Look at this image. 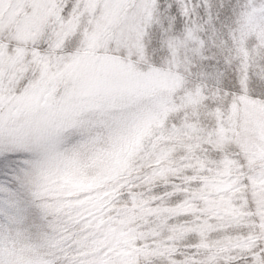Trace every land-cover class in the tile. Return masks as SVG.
<instances>
[{
    "label": "trees",
    "instance_id": "1",
    "mask_svg": "<svg viewBox=\"0 0 264 264\" xmlns=\"http://www.w3.org/2000/svg\"><path fill=\"white\" fill-rule=\"evenodd\" d=\"M71 1L61 0L50 27L65 17ZM260 5V0H155L153 8L166 41L173 42L181 30L192 41L196 71L200 69L208 81L204 84L188 78L189 98L177 107L173 104L176 99L168 103L162 124L156 129L150 127L136 151L129 154L131 142L139 135L119 118V111H70L64 98L72 89L65 91V79L43 87L49 89L50 96H37L42 102L37 106L41 113L33 105L28 107L31 105L26 99L24 109L18 95L38 89L39 83L32 84V90L29 86L42 82L45 76L38 73L39 69L16 72L8 66L4 72L12 79L0 80V186L15 198L20 215L14 221L0 216V242L6 241L13 249L17 229L25 253L32 254L30 264L97 263L90 255L79 253L88 244L82 237L86 233L82 222L99 214H85V204L76 202L86 194L85 189L75 191L71 211L64 207L60 212L42 209L54 200L37 197L27 189V184L34 189L43 177L44 154L40 149L47 144L36 139V133L53 131L55 151L61 154L56 174L59 180L74 176L76 184L88 186L85 180L97 177L103 165L112 160L117 163L118 154H127L124 171H120L122 175L108 197V210L99 216L101 222L117 219L123 251L117 254V264H264V207L250 208L255 197L245 179L248 173L237 180L226 167V178L212 180L197 172L202 160L223 165L238 160L232 144L216 147L221 117L229 114L235 98L245 95L264 102V43L240 47L232 33L234 25L246 23ZM2 45L7 52L16 51L13 46ZM1 52L0 45V60ZM56 62V69L62 66V61ZM169 105L173 108L167 110ZM175 129L182 140L168 142L171 136L166 131ZM160 135L166 139L149 154V144L141 142L147 136ZM81 154L91 162L81 163ZM77 211L84 214L75 215ZM126 214L132 216V222L123 219Z\"/></svg>",
    "mask_w": 264,
    "mask_h": 264
},
{
    "label": "rangeland",
    "instance_id": "2",
    "mask_svg": "<svg viewBox=\"0 0 264 264\" xmlns=\"http://www.w3.org/2000/svg\"><path fill=\"white\" fill-rule=\"evenodd\" d=\"M154 2L72 0L65 17L61 18L56 27H50L55 21L51 19L61 0H0V41L16 49L8 53L0 43V80L12 79H9L11 74L7 76L4 72L8 66L16 72H23L24 69L38 72L39 69L38 73L45 76V80L33 82L29 88L32 90V84L38 83L40 87L28 91L29 94L23 91L18 95L23 103L21 106L27 109L25 99L30 101L31 106L28 107L33 105L37 108L42 105L37 96L41 93H44V98L50 96L49 89L43 87L52 81L65 79V91L72 89V92L62 98L70 111H101V108L109 113L117 114L119 111V118L126 120L130 131L139 135L136 141L131 142L133 148L130 147L127 154L130 150L136 151L134 149L140 144V138L147 134L149 128L155 126L156 129L162 124L166 105L176 99L173 104L177 107L182 100L189 98L188 78L200 79L204 84L208 81L202 78L200 69L196 71L192 41L184 37L181 30L173 42L166 41L165 31L153 8ZM262 3L255 12L248 15L246 23L239 21L234 25L232 33L238 46L260 47L264 43V0H260ZM56 61H62V66L57 69ZM171 108L173 106L169 105L167 110ZM37 112L41 113L39 108ZM0 123L3 124V121ZM218 127L216 147L232 144L238 152V160L228 162L230 164L227 165L202 160L198 175L212 180L215 177L226 178V167L231 174L236 175L237 180L238 176L248 173L245 179L252 185L253 191L250 193L255 197L250 208L264 207V102L239 95L233 101L229 114L221 117ZM175 130L166 131L171 136L168 142L182 140L180 131ZM25 133L30 132L27 130ZM52 133H36V139L47 144L46 148L40 149L44 154L41 162L43 177L34 189L31 184L26 185L27 189L37 197L53 199L54 202L44 205L42 209L55 212H60L64 207L71 211L75 205V197L72 198L75 191L85 189L86 194L76 198V202L80 200L79 205L85 204V214L93 211L99 214L82 222L81 228L86 229L82 237L88 240V244L79 253L84 257L90 255L97 261L96 264H117L120 261L117 254L123 252L119 246L121 239L117 235V219L101 222L99 216L108 210V197L112 195L115 183L124 171L123 159L127 154L122 157L118 154L117 163L112 160L106 165L102 164L97 177L85 180L88 186L81 183L85 184L82 187L76 184L74 176L69 180L57 178L58 158H61V154L55 151ZM160 136H147L141 142V145L149 144V154L153 147L166 139ZM109 154L106 155L107 160ZM85 155L79 156L83 164L91 162ZM168 167L172 168L173 165ZM6 191L0 186V216L14 221L20 211L16 208L15 198ZM63 195L65 197L61 199ZM82 211H77L75 215ZM131 217L126 214L123 219L129 223L132 222ZM13 237V249H10L6 241L0 242V264H30L32 254L25 253L17 229Z\"/></svg>",
    "mask_w": 264,
    "mask_h": 264
}]
</instances>
